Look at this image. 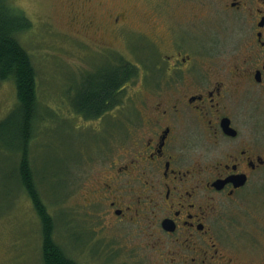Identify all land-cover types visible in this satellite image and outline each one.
Masks as SVG:
<instances>
[{
  "label": "flooded vegetation",
  "instance_id": "obj_1",
  "mask_svg": "<svg viewBox=\"0 0 264 264\" xmlns=\"http://www.w3.org/2000/svg\"><path fill=\"white\" fill-rule=\"evenodd\" d=\"M167 1L175 0H160L162 9ZM199 2L205 12L184 15V22L162 18L154 38L130 29V39L121 31L141 56L156 49L158 78L152 82L149 71L140 70L147 57L129 61L135 69L125 89L137 100L134 108L118 116L120 105L84 120L95 123L100 155L98 178L84 197V206H93L84 212L98 225L85 245L97 248V264L119 261L127 244H116L126 231L139 235L130 255L141 252L161 264L243 261L239 249L221 243L217 226L225 229L252 186L264 183V0ZM129 15L109 13L103 29H123ZM68 18L70 36L86 45L92 13ZM203 27L205 35L197 32ZM92 44L99 54L112 53L97 40ZM245 264H256L255 255Z\"/></svg>",
  "mask_w": 264,
  "mask_h": 264
},
{
  "label": "rangeland",
  "instance_id": "obj_2",
  "mask_svg": "<svg viewBox=\"0 0 264 264\" xmlns=\"http://www.w3.org/2000/svg\"><path fill=\"white\" fill-rule=\"evenodd\" d=\"M184 1H167L165 9H162L160 0L4 1L11 9L20 11L31 24L28 30L18 33L16 37L28 52L36 72L37 114L42 117L34 126L29 147L35 187L47 214L53 220L54 230L50 237H53L54 244L60 247L67 258L78 264L100 263L96 256L97 248L85 246L87 241L91 243L95 236L93 229L98 227L94 224L96 219L84 212L91 213L93 210L92 205L84 206L85 187L89 186V181L98 178L96 159L100 155L94 148L97 141L93 130L95 123L82 121L69 106L71 94L79 88L81 80L106 62L111 63L107 57L93 50L92 41L97 40L110 47L116 62L125 60L136 63L147 57L140 70H148L149 80L154 82L158 78L155 61L158 52L150 48L149 53L144 52L141 56L136 46L128 45L122 32H126L129 37L132 29L154 38L153 34L163 28L162 18L165 21L184 22V15H200L206 11L205 5L199 0H191L190 3ZM123 10L130 12L127 23L121 26L124 28L115 33L104 30L108 14ZM88 11L94 20L88 31L90 35L85 39L86 45H81L80 41L70 36L73 33L68 16L73 12L82 14ZM206 27L197 28V32L205 35ZM129 38L133 39L132 36ZM134 79L135 87H139L140 76ZM143 95L150 97L145 90ZM134 102L126 90L118 116H125L126 108H134ZM15 105L14 85L0 80V121ZM17 159L15 154L0 146V264H42L40 220L24 190H16V184L8 180L9 177H16L13 168ZM244 200L236 215L229 216L230 222L224 227L226 230L217 226L223 234L219 239L224 246L235 247L242 253L243 261L233 264H245L253 254L256 264H264V183L258 186L254 184ZM137 242L138 233L126 231L116 244L123 247L127 244L126 250L118 252L119 261L111 264H135L140 259L143 260L141 264H161L159 259L145 257L141 252L130 255L133 252L131 250L138 248ZM103 249L107 255L112 254L107 248ZM156 257L159 258V255L156 254Z\"/></svg>",
  "mask_w": 264,
  "mask_h": 264
},
{
  "label": "trees",
  "instance_id": "obj_3",
  "mask_svg": "<svg viewBox=\"0 0 264 264\" xmlns=\"http://www.w3.org/2000/svg\"><path fill=\"white\" fill-rule=\"evenodd\" d=\"M4 1L0 0V80L14 85L16 105L0 121V146L18 157L13 168L16 177L12 179L8 176V180L16 184V190H24L40 220L42 264H75L50 237L54 230L53 220L47 214L36 190L29 157L33 129L42 117L37 114L36 72L28 52L19 44L16 36L28 30L31 24L20 11L11 9ZM113 54H101L111 63L106 62L93 74L84 77L79 88L71 94L70 108L84 120L95 119L113 107L122 105L127 90L125 85L135 66L125 60L116 62Z\"/></svg>",
  "mask_w": 264,
  "mask_h": 264
}]
</instances>
